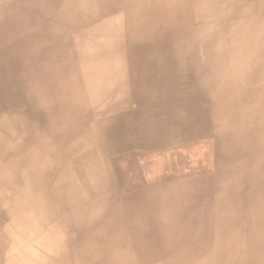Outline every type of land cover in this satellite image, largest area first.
I'll use <instances>...</instances> for the list:
<instances>
[{
	"label": "bare ground",
	"instance_id": "obj_1",
	"mask_svg": "<svg viewBox=\"0 0 264 264\" xmlns=\"http://www.w3.org/2000/svg\"><path fill=\"white\" fill-rule=\"evenodd\" d=\"M0 264H264V0H0Z\"/></svg>",
	"mask_w": 264,
	"mask_h": 264
}]
</instances>
